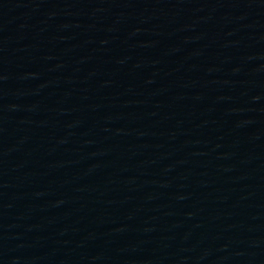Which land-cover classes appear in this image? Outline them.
<instances>
[{
	"label": "water",
	"instance_id": "95a60500",
	"mask_svg": "<svg viewBox=\"0 0 264 264\" xmlns=\"http://www.w3.org/2000/svg\"><path fill=\"white\" fill-rule=\"evenodd\" d=\"M0 264H264V0H0Z\"/></svg>",
	"mask_w": 264,
	"mask_h": 264
}]
</instances>
